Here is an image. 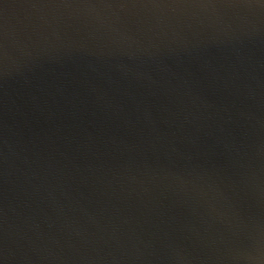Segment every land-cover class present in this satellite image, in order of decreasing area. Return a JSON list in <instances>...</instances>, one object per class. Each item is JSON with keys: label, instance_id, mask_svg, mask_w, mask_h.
<instances>
[{"label": "water", "instance_id": "water-1", "mask_svg": "<svg viewBox=\"0 0 264 264\" xmlns=\"http://www.w3.org/2000/svg\"><path fill=\"white\" fill-rule=\"evenodd\" d=\"M0 264H264V0H0Z\"/></svg>", "mask_w": 264, "mask_h": 264}]
</instances>
